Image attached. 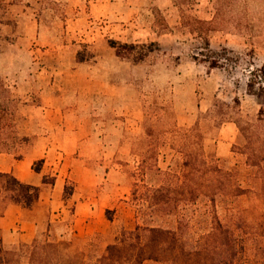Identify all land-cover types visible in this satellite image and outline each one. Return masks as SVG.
I'll return each instance as SVG.
<instances>
[{
	"label": "rangeland",
	"instance_id": "obj_1",
	"mask_svg": "<svg viewBox=\"0 0 264 264\" xmlns=\"http://www.w3.org/2000/svg\"><path fill=\"white\" fill-rule=\"evenodd\" d=\"M4 1L12 23L4 28L8 39L0 47V83L7 89L0 90V150L16 156L33 138L17 134L20 109L32 95L40 102L43 93L58 92V86L48 82L65 45L91 63L98 42L109 45V38L159 45L137 63L139 72L128 76L127 95L139 99L140 118L126 119L121 100L104 94L79 96L71 91L65 97L67 107L91 119L94 137L105 146L100 164H116L120 174L109 180L104 175L94 191L102 192L103 206L108 207L105 216L113 219L106 231L77 234L69 215L51 237L73 240L91 260L137 223L159 224L178 227L189 249L200 245L211 250L219 246L220 222L243 246L234 264H264V145L256 139L264 135V122L257 121L259 99L247 90L249 70L264 67V0H196L192 6L140 0L132 9L126 0H105L111 12L94 20V33L87 36L66 33V17L75 11L66 8L65 0ZM190 17L211 22L205 26L211 51ZM80 36L87 40L94 36L96 44L71 45ZM199 53L220 56L221 66L209 67ZM121 68L120 63L113 64L112 81L121 79ZM185 159L190 165L184 169ZM253 161L257 164L250 165ZM160 183L176 193L165 209L150 213L133 200L134 188L140 194ZM66 187L71 192L74 182ZM237 187L245 190L234 197ZM191 193L197 194L194 201L187 199ZM47 232L42 226L36 237ZM22 244L5 242L0 234L3 251H19Z\"/></svg>",
	"mask_w": 264,
	"mask_h": 264
},
{
	"label": "crops",
	"instance_id": "obj_2",
	"mask_svg": "<svg viewBox=\"0 0 264 264\" xmlns=\"http://www.w3.org/2000/svg\"><path fill=\"white\" fill-rule=\"evenodd\" d=\"M65 1L66 8L75 11L64 22L67 34L90 35L94 33V20L106 18L111 12L105 0ZM126 1L131 9L140 3V0ZM80 38L71 45L96 44L94 36L92 40ZM69 47L60 49L59 62L49 77L48 84L57 85L58 92L43 93L40 102L32 95L20 109L17 134L33 137L31 145L18 156L10 150H0V172H9L21 182L39 187V199L30 208L7 202L0 193V234L5 242L30 243L42 226L52 232L69 215L77 234L106 231L113 222L105 216L108 207L103 206L102 192L94 191L101 177L116 178L119 170L116 164L105 167L100 164L105 146L100 138L94 137L91 119L77 115L75 108L67 107L64 101L71 91L79 96L104 94L121 100L120 111L125 118L138 119L142 115L139 99L129 97L127 91L128 76L139 72V64L119 59L115 49L103 41L98 42V54L92 63L77 60V50L71 49L70 53ZM116 62L123 66L118 82L109 78ZM39 160L42 165L37 172L33 166ZM71 180L74 189L65 197V186Z\"/></svg>",
	"mask_w": 264,
	"mask_h": 264
},
{
	"label": "trees",
	"instance_id": "obj_3",
	"mask_svg": "<svg viewBox=\"0 0 264 264\" xmlns=\"http://www.w3.org/2000/svg\"><path fill=\"white\" fill-rule=\"evenodd\" d=\"M179 6H192L196 0H172ZM7 4L0 0V47L4 39H8L3 34L4 28L10 26L12 21L6 17ZM192 18V17H190ZM197 24L195 32L202 38L204 47L211 51L208 28L205 27L211 22L192 18ZM108 44L115 49L116 55L129 59L133 63H141L145 57L155 49H159L156 41L134 43L122 42L113 38L108 39ZM202 52V51H201ZM204 56V53H199ZM198 56L195 55V58ZM85 56L80 51L77 52V60L83 61ZM209 64V67H220L222 59L219 56L210 58L204 56L201 58ZM0 90H7L0 83ZM247 90L259 99L260 109L258 113V122H264V67L260 69H250L247 81ZM242 131V127L239 125ZM149 135L150 132H147ZM257 141L264 145V135L256 137ZM156 148H154L155 150ZM255 156V155H253ZM253 161L250 165H256ZM42 160L34 163L33 168L39 172ZM189 161L185 159L182 167H189ZM156 170L161 169L155 164ZM199 171V169H196ZM245 189L237 187L232 196L238 197L244 193ZM8 192L4 199L7 202L20 204L23 207L30 208L39 199V187L27 184L18 180L9 172H0V193ZM65 193L68 192L65 186ZM133 200L140 202L139 206L146 207L150 213L158 212L170 205L176 199V193L165 183L147 187V190L138 194L137 189L131 192ZM197 194L191 193L187 199L194 201ZM110 211L107 210V214ZM109 220L112 217L107 215ZM176 229L163 227L159 224L140 225L135 228L123 231L121 236L114 243L108 244L105 250L91 260H87V254L79 249L71 239L53 238L48 231L43 234V238L35 237L30 243H23L19 251H3L0 245V264H144L147 260L163 261L168 264H234L238 253L243 249L234 235L232 229L219 222V246L213 248L195 247L189 249L186 242L181 239ZM219 247V251L216 249ZM24 259V260H22Z\"/></svg>",
	"mask_w": 264,
	"mask_h": 264
}]
</instances>
